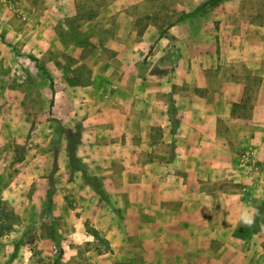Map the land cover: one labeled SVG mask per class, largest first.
I'll use <instances>...</instances> for the list:
<instances>
[{"label": "rangeland", "instance_id": "374dc122", "mask_svg": "<svg viewBox=\"0 0 264 264\" xmlns=\"http://www.w3.org/2000/svg\"><path fill=\"white\" fill-rule=\"evenodd\" d=\"M203 1L0 0V200L17 216L0 228V264H156L143 259L140 235H126L130 201L104 178L122 164L107 162L101 146L114 139L127 76H148L154 92L175 79L178 46L264 42V0H224L180 19ZM247 79L251 96L258 79ZM169 146L150 154L169 158ZM258 213L248 264L264 251Z\"/></svg>", "mask_w": 264, "mask_h": 264}, {"label": "crops", "instance_id": "0c3cea01", "mask_svg": "<svg viewBox=\"0 0 264 264\" xmlns=\"http://www.w3.org/2000/svg\"><path fill=\"white\" fill-rule=\"evenodd\" d=\"M259 31L264 34V28ZM259 42L178 46L172 82L160 80L150 92L148 76L130 75L118 87L125 106L114 107L108 130L114 139L101 147L107 162L122 167L108 169L104 178L111 191L130 201L126 235H140L144 260L248 264L254 258L258 245L253 247L251 228L264 209V42ZM249 74L258 79L251 96ZM169 143V158L161 150L150 154L152 147ZM260 254L256 264L263 263Z\"/></svg>", "mask_w": 264, "mask_h": 264}, {"label": "trees", "instance_id": "16d2710c", "mask_svg": "<svg viewBox=\"0 0 264 264\" xmlns=\"http://www.w3.org/2000/svg\"><path fill=\"white\" fill-rule=\"evenodd\" d=\"M222 1L224 0H204L203 2L197 4L192 10L184 12L180 19L203 15L211 8L219 5ZM160 36L161 33L158 37ZM0 39L2 42L4 41V37L1 34ZM44 73H46V71H44ZM67 147H69L68 144ZM68 153H70L71 156H74V150L72 148L68 149ZM16 220L17 216L13 213V211L7 209L0 200V228H2L3 230H9ZM90 234L95 238H97L98 236L95 230H93V232H91ZM16 249L17 247L12 252L11 257H14Z\"/></svg>", "mask_w": 264, "mask_h": 264}]
</instances>
